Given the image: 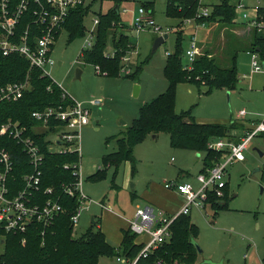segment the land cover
Wrapping results in <instances>:
<instances>
[{"label":"rangeland","instance_id":"obj_1","mask_svg":"<svg viewBox=\"0 0 264 264\" xmlns=\"http://www.w3.org/2000/svg\"><path fill=\"white\" fill-rule=\"evenodd\" d=\"M220 1L201 0V8L211 11ZM146 3L154 4L153 7H146ZM116 6H119L120 22H113L115 28L111 29L110 35H128L133 50L124 57V72L119 76L99 75L94 65L86 64L82 54L89 34L98 30L94 20L99 15H108ZM85 7L89 12L83 20L84 35L70 42L68 32L63 30L52 52L55 65L48 67L47 71L76 101L91 98L104 101L101 108L92 109L91 125L82 131V192L88 200L73 235L80 238L86 234L92 217H96L102 233L118 249L124 231L130 229L127 220L134 219L138 209L149 207L157 214L161 212L173 216L161 208L163 202L167 203L163 191L177 193L174 189H166V182H194L204 168L205 152L175 148L166 133H160L156 139H153L154 135H149L138 144L134 149V164L127 161L116 168L104 163V157L117 150L113 137L125 133L133 125L145 104L167 92L169 82L164 73L168 62L166 54L172 55L178 50V33L182 37V65L186 62L184 54L195 35L198 58L209 52L211 58L215 57L223 67H229L237 54L239 76L232 90L209 92L206 86L179 84L176 88L178 114L189 113L200 124L229 126L235 123L231 136L238 137L242 134L243 124L249 127L264 117V75L251 76L249 50L255 34L242 20L241 24L236 22L233 25L194 23V28L189 29L186 21L168 16L167 0H86ZM142 7L151 12L156 25L168 35L155 52V41L161 35L150 28L137 31L133 26ZM110 53H113V47L109 39L105 54ZM77 69L82 71L80 80H75ZM135 86L140 88L137 97ZM241 111H245L246 116L238 118ZM43 131L46 130H36ZM55 136L52 133L49 138L55 139ZM245 157L244 162L228 168L226 207L217 210L210 202L206 209H194L188 216L198 230L194 240L201 250L197 264H264L263 135L251 141ZM194 183L198 188L197 181ZM138 241L148 244L150 238L140 235ZM3 251V238L0 237V255ZM100 264L118 263L104 257Z\"/></svg>","mask_w":264,"mask_h":264},{"label":"trees","instance_id":"obj_2","mask_svg":"<svg viewBox=\"0 0 264 264\" xmlns=\"http://www.w3.org/2000/svg\"><path fill=\"white\" fill-rule=\"evenodd\" d=\"M30 1L31 11L21 21L19 31L25 30L34 19L32 13L36 7L33 5L34 0ZM200 2L201 0H167L166 12L168 16L182 21L195 18L201 7ZM234 2L235 0L220 1L213 6L209 17L198 19L196 24L233 25L237 22ZM153 4L146 3V7H153ZM88 12L87 7H79L70 14L65 26L70 42L84 35L83 20ZM99 18L96 43L92 49L84 51L82 56L86 64L94 65L96 70L99 68L100 75L119 76L122 72V61L133 50V45L126 34L110 35L111 29L115 28L113 22H120L119 11L113 9L108 15H99ZM33 29L36 28L33 27ZM109 39L113 53L105 54ZM181 40V34L178 33V50L167 56L168 62L164 72L169 82L167 92L145 104L133 125L124 134L113 137L116 140L117 150L104 157L106 165L117 168L127 161L134 164L133 154L138 144L149 135L157 136L160 133H166L170 136L171 144L175 148L205 152L202 170L205 172L213 167L215 161L221 156V153L208 148L213 140L229 138L234 142L239 141L238 137L231 136L235 123L229 126L200 124L189 113L176 112V88L181 83L194 84L198 87L206 86L209 92L216 89L232 90L239 80L237 54L229 67H223L215 57L211 58L212 54L206 52L196 60L193 71L188 72L183 70L181 63ZM255 50L264 55L263 34L254 35L249 51ZM25 82H28L27 89L17 101L2 100L0 94V125L13 121L27 128L28 135L38 143L44 155L42 187L43 189L53 188L56 196H61L65 212L56 219L51 228L47 229L44 236L41 234L42 229L39 225H31L26 234L6 233L0 230L4 245L0 264H100L101 258L104 257L114 259L118 256H126L136 259L143 247L136 243L137 235L130 230L124 231L122 244L116 249L107 242L106 236L98 227L99 222L96 221V217H94L95 224H91L86 234L80 238L74 237L71 217L78 207V200L64 195L63 186L76 182L72 169L66 170L64 166L76 163L79 159L78 155L51 153L48 150L47 138L51 132H54L55 123L51 124L48 131L36 132V129L42 125L32 117L34 112L48 108L65 109L72 104V101L63 99L62 89L48 77H43L39 69H32L25 57L19 54L4 56L0 52V92L7 85ZM261 135L264 137V134ZM0 146L11 154L14 162L13 172L8 179L9 186L14 185L17 189H22L23 177L33 172L29 156L13 138L0 136ZM210 201L214 209L222 210L226 207V193L223 200L220 201L215 196H211ZM222 203L225 205L222 206ZM172 233L173 236L168 243L163 244L148 258L140 259L137 264H157V261H162L163 264H197L198 249L194 240L198 230L191 221V217H179L172 225ZM23 240H26L25 244L22 243Z\"/></svg>","mask_w":264,"mask_h":264},{"label":"built area","instance_id":"obj_3","mask_svg":"<svg viewBox=\"0 0 264 264\" xmlns=\"http://www.w3.org/2000/svg\"><path fill=\"white\" fill-rule=\"evenodd\" d=\"M235 11L254 34L264 35V0H235ZM32 17L34 18L25 30L19 31V25L26 14L30 13L32 3L30 0H0V52L4 56L19 54L25 57L31 68L39 69L43 77H48L63 91V99H69L72 104L65 109L48 108L37 111L32 117L41 123L40 129L50 130L54 125L55 139L49 138L48 150L53 154L78 155V161L64 166L66 170L72 169L76 182L63 186V194L75 197L78 207L71 217L73 229L77 226L82 211L85 209L88 197L82 192L83 177L80 168L82 158V131L91 125L93 108H101L104 101L91 98L87 101H76L68 95L63 88L53 79L47 69L55 65L52 58L54 46L68 22L70 14L79 7H85L86 0H34ZM212 10L199 8L196 17L186 19L188 26H193L198 19L209 17ZM95 26H99L100 18L94 20ZM205 25V24H203ZM133 26L137 31L150 28L154 33L165 36L166 33L156 25L151 12L146 8L139 9ZM35 27L36 29H33ZM97 39V32H91L87 40L85 50L92 49ZM83 50V52L85 51ZM167 56L170 54L167 53ZM251 76L264 75V55L260 51H251ZM183 70L191 72L198 58V41L192 37L189 48L184 54ZM122 72L124 70L122 69ZM97 74H101L97 68ZM28 82L10 84L1 89L2 100L17 101L27 89ZM246 116L245 111L238 114V118ZM37 130V129H36ZM264 134V117L241 138L238 142L220 139L210 143L208 148L221 153L220 159L216 160L213 167L198 174L196 181L198 188L193 182L170 181L164 184L166 189H174L184 198L183 208L173 216H167L161 212L158 214L152 208L138 209L134 219L130 222V231L135 235H148L150 242L142 244V250L136 259L126 256H118L112 259L118 264H137L140 259H146L155 253L159 247L168 243L172 236V225L181 216H189L194 209L204 210L209 205L210 197L217 200L225 198L227 186L228 168L235 163L246 160L245 153L251 141ZM0 136L13 138L22 146L24 153L30 158L33 172L23 177L22 189L8 184V179L14 169L11 154L0 146V230L6 233L26 234L31 225H39L42 236L48 228H51L56 219L64 214L61 196H56L53 188L42 187V166L44 155L41 147L28 135L26 127L18 122L9 121L0 125ZM17 189V190H16ZM16 190V191H15ZM103 207V205L101 204ZM23 244L26 240H23ZM157 264H163L157 261Z\"/></svg>","mask_w":264,"mask_h":264},{"label":"crops","instance_id":"obj_4","mask_svg":"<svg viewBox=\"0 0 264 264\" xmlns=\"http://www.w3.org/2000/svg\"><path fill=\"white\" fill-rule=\"evenodd\" d=\"M240 18L238 17V15H237V22H239L240 23ZM241 24V23H240ZM189 29H193L194 27L193 26H189L188 27ZM251 52V51H250ZM247 53H249V51H247ZM138 118V117H137ZM260 122V121H259ZM259 122H257V123H252V124H250V126L249 127H247V125H245V124H243L242 126V128H241V130H242V134L240 135V136H238V138H241L243 135H245L250 129H251V126L252 125H255V124H258ZM126 131H127V129H126ZM121 134H124V132H122V133H120L119 135H121ZM157 138V136L154 138L153 137V139H156ZM204 162V161H203ZM202 170H203V168H202ZM202 170H201V172H202ZM180 181V180H179ZM195 181H196V179H195ZM194 181V182H195ZM183 182H187V181H183ZM193 182V183H194ZM194 185H195V183H194ZM163 198L167 201V203H165V202H163L162 203V206L163 207H161V208H163V209H165L166 211H168L169 213H171V214H176V213H178L182 208H183V206H184V198H183V196H181L180 194H178V193H171V192H168V191H163ZM135 215V214H134ZM134 218V217H133ZM133 220V219H132ZM132 220H127V222H128V224L130 225V222L132 221ZM98 227H100L101 229H102V227L100 226V225H98ZM107 239V238H106ZM107 242L112 246V247H115V246H113V244H111L108 240H107ZM136 243L138 244V245H142L143 243H141L140 241H138V237H137V239H136ZM111 261H112V259H111ZM112 262H114V261H112Z\"/></svg>","mask_w":264,"mask_h":264},{"label":"water","instance_id":"obj_5","mask_svg":"<svg viewBox=\"0 0 264 264\" xmlns=\"http://www.w3.org/2000/svg\"><path fill=\"white\" fill-rule=\"evenodd\" d=\"M115 10L118 12L119 11V6H116ZM168 39V35H165V36H161L159 38L156 39L155 41V44H154V52L165 42V40ZM61 64V63H60ZM81 76H82V71L80 69H77L76 70V75H75V80H80L81 79ZM139 91H140V88L139 86H135V97H137L139 95ZM229 95V93H228ZM156 136L154 135V138ZM262 193H264V190L262 189ZM222 206L225 205V203H222L221 204ZM92 224L94 225L95 224V218L92 217ZM198 249V253H201V250L197 247Z\"/></svg>","mask_w":264,"mask_h":264}]
</instances>
